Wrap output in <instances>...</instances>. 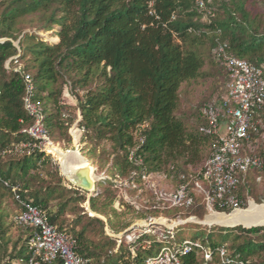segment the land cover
<instances>
[{
    "label": "trees",
    "instance_id": "16d2710c",
    "mask_svg": "<svg viewBox=\"0 0 264 264\" xmlns=\"http://www.w3.org/2000/svg\"><path fill=\"white\" fill-rule=\"evenodd\" d=\"M222 2L223 17L209 24L194 20L199 16L194 0H155L154 8L159 18L149 14V0H4L0 3V39L7 40L0 42V144L6 146L25 140L28 136L23 130L33 123L23 100L22 71H25L33 75L35 99L44 106L45 124L53 140L72 142L69 128L78 115L72 112L73 105L62 101L63 83L69 82L78 96L77 109L81 115L78 125L84 141L95 146L104 141L111 143L110 170L114 177L130 175L134 169L128 156L137 141L134 130L143 122H149L150 127L144 131L146 142L138 151L144 160L141 169L166 175L176 182L175 171L197 176L199 169L192 166L205 160L208 148L210 157L213 138L200 132V126L187 125L177 111L182 84L205 77L206 60L198 47L203 29L211 27L219 31L220 38L229 42L236 56L264 70V29H261L264 22L251 15L246 0L233 6L228 1ZM36 13H42L46 20L44 30H51L54 25L59 27L55 33L58 42L48 43L34 33L17 32L20 19ZM18 39L19 47L14 44ZM16 55L23 66L19 71L12 59ZM213 59L226 70L214 54ZM10 60V68H7ZM78 90H85L83 96L76 93ZM200 118L202 125L205 123L202 109ZM254 118L264 119V106L256 111ZM74 135L76 143L80 132L74 130ZM106 152L105 149L103 153ZM261 155L264 159V150ZM52 163L54 158L41 152L8 156L0 158V174L19 185L22 196L45 211L61 231L75 237L77 253L89 259V264H141L145 252L160 244L158 236L145 235L133 243L137 247L133 254L132 245L125 244L124 240L116 251L118 238L105 236L107 241L100 242L88 236L89 222L100 223L102 227L109 225L116 233L131 225L122 220V213L113 207L117 185L111 179L100 180L101 190L89 198L91 210L107 217L108 221L89 216L84 225L86 213L79 210L71 221L64 219L69 204L84 202L86 197L84 191L63 186L61 176L59 182L43 186L44 179L40 178L43 168L52 177L59 175L50 169ZM250 172L242 175L239 185L238 195L243 199V188H249ZM254 172L260 174L264 169ZM0 189L11 193L5 187L0 186ZM72 192L79 195L74 196ZM66 193L69 196L61 203L52 202L62 199ZM190 210L189 216L196 219H204L209 213L200 197L191 208L153 213L159 215L167 211L166 215L173 214L176 218ZM16 213L17 210L12 224L19 228L14 221ZM6 219V215L0 213V252L3 256L8 253L11 242ZM190 224L178 225L175 231ZM243 225L212 227L205 239L193 237L213 250V258L207 261L195 250L182 255V264H222L216 254V248L221 245L227 248L230 256L242 259L245 264H264V226L245 228ZM19 229L24 231L22 237L14 243L8 259L0 257V264H28L31 231ZM183 240L176 237L177 243ZM143 241L145 244L152 241L153 248L143 247Z\"/></svg>",
    "mask_w": 264,
    "mask_h": 264
},
{
    "label": "built area",
    "instance_id": "2783aa9c",
    "mask_svg": "<svg viewBox=\"0 0 264 264\" xmlns=\"http://www.w3.org/2000/svg\"><path fill=\"white\" fill-rule=\"evenodd\" d=\"M210 2L211 0H194V8L201 21L209 24L217 18V11ZM154 5L155 0H149V14L159 18ZM217 33L213 54L226 67L229 83L226 97L220 101L207 102L202 108L205 123L199 130L213 138L211 155L195 177L177 172L172 167L178 181L171 189L164 188L158 178V175L163 174L141 169L144 160L138 151L146 142L144 131L150 127V123L138 124L134 130L137 141L128 156L134 169L121 183L126 189L144 188L150 192L151 197L144 201L145 206L142 207L125 195L139 212L188 209L194 205L198 197L202 198L209 214L227 213L219 212L221 209L231 212L240 210L245 207V200L238 195L242 175L252 170L264 169L263 156L256 151L254 144L255 135L264 143V132L259 129L260 121L254 118L256 111L264 106V70L249 60L236 56L231 51L229 42L220 38L219 31ZM18 56L12 58L17 71L23 68ZM11 60L7 63V68H10ZM22 75L25 83L24 106L33 118V123L23 130L28 136L25 140L6 146L0 144V158L33 152L45 153L54 158V154L48 148L52 144L58 145L51 138L45 124L43 104L35 99L33 75L25 71H22ZM105 177L99 180H104ZM0 186L9 189L18 204L19 209L14 217L16 226L31 231L28 239L30 253L28 264H55L58 261L62 264H89V259L77 253L75 237L61 231L50 221L45 211L24 198L19 185L11 183L0 174ZM148 219L151 222L157 220L152 215ZM178 221L184 222L181 219ZM175 228L166 227L161 230L165 232L158 235L157 241L162 246L155 254L145 258V264H182V255L195 250L201 252L207 261L212 260L213 250L199 239L190 238L184 239L181 243L173 242L176 240ZM146 231L154 230L146 228ZM147 244L148 248H153L152 241H148ZM132 251L135 252L134 249ZM216 254L222 264H245L242 259L230 256L223 245L216 248Z\"/></svg>",
    "mask_w": 264,
    "mask_h": 264
},
{
    "label": "rangeland",
    "instance_id": "374dc122",
    "mask_svg": "<svg viewBox=\"0 0 264 264\" xmlns=\"http://www.w3.org/2000/svg\"><path fill=\"white\" fill-rule=\"evenodd\" d=\"M4 0H0V3H2ZM215 0H211L210 5L215 7L217 11V18L223 17V2L222 1H228L231 6H233L235 3L238 4L240 0H219V2H214ZM246 4L248 7V11L251 13V15L257 16V18L260 20V22H264V0H246ZM4 6H1L3 8ZM216 18V19H217ZM215 19V20H216ZM195 21H198L202 23L200 16L194 17ZM46 23V20L43 17L42 13H36L29 16L22 17L17 25V32L19 34L24 33H34L36 34L40 39L44 40L48 43H54L58 42L59 38L56 36V31L59 30V27L57 25H54V27L51 30H44L43 26ZM261 29H264V26L261 27ZM204 35L200 37V41L198 43V47L200 51L203 53L206 64L203 68L205 77H200L197 80H191L188 82H184L180 88V104L178 108V115L183 118L187 125L190 127H199L201 126V118H200V111L203 108V106L214 99L226 97L228 94V83H229V77L221 65L214 62L213 59V48H214V42L216 38L218 37L217 30L211 28V27H205L203 29ZM20 39V38H19ZM19 39L14 41V44L19 47ZM10 67V64H9ZM97 82V81H95ZM63 89H64V95L62 96V101L65 104L73 105L72 112L77 113L78 119L75 121V123L69 128V133L72 136V142L70 144L66 143L64 140H59V142L54 139L53 141L60 146L67 154H73L74 152H79V158L86 159L88 162H90L94 168L95 173L97 176V182H96V190L100 191L102 187V183L99 182L100 178L105 177V179H111L114 183H116V201L113 204L114 209H117L119 213H122V220L126 221L127 223L131 224L128 228V231H122L120 233H116V231H113L109 225L106 227H102L100 223L94 222L90 223V226L88 229V236L91 239L104 242L105 236L118 238V243L116 246V251L119 249V246L122 244L123 240L124 243L127 245H132V249H136L137 247H134V244L137 239L144 238L145 235H149L151 237H157L161 232L162 229L166 227H177L178 225H185L187 223H192L190 225L182 226L181 228L177 229L176 237L177 239H190L193 237H198L200 239H205L208 236V231L212 229V227H232L228 226L230 224H234L228 220L225 215L217 216L211 222L207 215V213L204 217V219H196L199 222L203 223V225L207 226H201L202 224L197 223L195 220H191L193 216L190 215V211H185V215H178L173 217V214L166 215L165 211L163 214L155 215L152 212H142L137 211L136 207L132 205L126 198L125 195H127L129 198L136 201V203L142 207L145 206L144 201L149 199L151 197L150 192L146 189L142 188L140 190H130L126 189L124 185L121 183L124 179H127L129 175L127 176H121V177H114L112 171L110 170V165L112 164L113 157L109 153L112 151L111 149V143L108 141H104L101 144L95 146L94 143H91L90 141L85 140L83 136V131L78 125V120L81 119V115L78 107V96H76L73 92L72 85L68 83H63ZM85 90H78L76 93L78 95L83 96ZM71 93V95H70ZM80 129V131L78 130ZM260 131L264 132V119H260ZM74 130H78L80 132V137L78 138V142L74 143L75 135ZM255 146L256 151L258 153H261V151L264 150V143L260 142L258 139V136L255 135ZM93 149H95L93 151ZM107 150V152L104 154V150ZM67 150H69L67 152ZM206 158L209 156V148L206 150ZM205 160L198 166H192L193 169H199L197 172H199L202 167L204 166ZM191 167V168H192ZM190 168V167H189ZM50 169L58 172L59 175H54V177L47 174V169L43 168L40 171V178L44 179L43 186L54 184L55 182H59V177H62V184L63 186L67 188L74 187L68 180V178L63 175L61 166L59 163V159L54 156V163L50 166ZM250 176L248 178L249 181V188L245 187L243 188L244 192V200H245V207L244 212H240L238 214H247L246 212H252L255 209L259 211V215L261 218L264 219V172L260 174H256L253 170L249 173ZM52 177V178H51ZM159 182L161 186L164 188L171 189L173 185H176V181L172 178L166 177L165 175H158ZM94 191V192H95ZM94 192H84V195L86 197V201L84 202H77L74 201L71 202L68 206L67 212L64 215V219L67 221H71L75 218V216L78 215V210L80 213H86L83 217H85L84 225L88 223V217L93 216L91 214L89 208V198L94 194ZM74 196H77L79 194L72 192ZM69 194L66 193V195L55 202L53 200V203H61L68 197ZM201 200V199H200ZM120 203V205L118 204ZM76 204L77 206H74ZM0 205L1 210L0 213H4L6 215V220L8 221V238L11 239L10 242V248L8 250V253L4 256L2 255V252H0V257L3 256V259H8L10 255V251H12V247L14 246V243L19 240V238L23 235V230L16 228L12 224V217L16 210L19 209L17 202L15 201L12 194L4 189H0ZM75 207L76 209H74ZM77 207L79 209H77ZM91 209V208H90ZM112 214V212H111ZM153 216L157 220L150 221L148 218L150 216ZM228 215H233L232 213ZM95 216H98L99 218L108 221V218L97 214ZM156 216V217H155ZM179 219L183 220V223H179ZM145 221V223H143ZM176 222V223H175ZM234 227V226H233ZM146 228H150L154 231H146ZM264 235V234H263ZM262 235V236H263ZM151 239V238H150ZM259 239V237H258ZM173 242H176L174 239ZM143 247H147L148 244H145V241L142 242ZM161 244L155 245V247L152 250H149L145 252V258L148 257L150 254H155L161 247ZM148 248V247H147ZM136 254V252H133V254ZM141 264H145V262H141Z\"/></svg>",
    "mask_w": 264,
    "mask_h": 264
},
{
    "label": "bare ground",
    "instance_id": "6f19581e",
    "mask_svg": "<svg viewBox=\"0 0 264 264\" xmlns=\"http://www.w3.org/2000/svg\"><path fill=\"white\" fill-rule=\"evenodd\" d=\"M49 151L54 154L55 157L59 159V163L61 166L62 173L66 175L67 177H70L73 175L76 171L77 168L85 166L89 164V162L86 159L79 158V152L76 151L73 154H67L60 146H54L53 144L49 146ZM68 152V151H67ZM93 166V165H92ZM93 169L95 171V168L93 166ZM93 177L96 179V173L93 174ZM91 214L93 216L96 215L95 212H93L89 208ZM244 209L240 210H235L232 213L233 215H228L230 213H214V214H209L207 217L211 222L215 219L217 216H222L225 215V217L228 218V220L234 224H244L245 226H250V225H263L264 226V219L260 217L259 211L255 209L252 212H246L247 214H238L240 212H244ZM195 220L197 223L202 224L196 218H191V220ZM145 223V221L143 222Z\"/></svg>",
    "mask_w": 264,
    "mask_h": 264
},
{
    "label": "water",
    "instance_id": "95a60500",
    "mask_svg": "<svg viewBox=\"0 0 264 264\" xmlns=\"http://www.w3.org/2000/svg\"><path fill=\"white\" fill-rule=\"evenodd\" d=\"M7 40V38L0 39V42H4ZM69 151V150H67ZM95 173L92 164L89 162V164L79 167L76 169L75 173L71 175L68 178L69 182L78 190L84 191V192H93L96 187V182L97 179L93 177V174ZM64 175V174H63ZM233 212V211H232ZM195 219V217H192ZM257 226H263V225H250V226H245V228H252V227H257Z\"/></svg>",
    "mask_w": 264,
    "mask_h": 264
},
{
    "label": "crops",
    "instance_id": "0c3cea01",
    "mask_svg": "<svg viewBox=\"0 0 264 264\" xmlns=\"http://www.w3.org/2000/svg\"><path fill=\"white\" fill-rule=\"evenodd\" d=\"M53 202V201H52ZM97 215V214H96Z\"/></svg>",
    "mask_w": 264,
    "mask_h": 264
}]
</instances>
